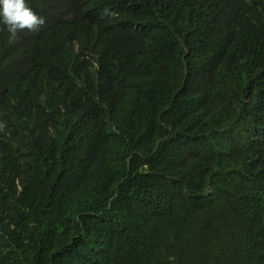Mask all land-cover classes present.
<instances>
[{
  "label": "trees",
  "instance_id": "obj_1",
  "mask_svg": "<svg viewBox=\"0 0 264 264\" xmlns=\"http://www.w3.org/2000/svg\"><path fill=\"white\" fill-rule=\"evenodd\" d=\"M26 3L44 24L13 38L0 23V96L76 75L86 94L113 88L140 109L133 125L114 117L70 140L87 112L65 92L68 119L20 160L36 179L18 186V166L0 158V264H241L222 244L246 234L250 216L264 222V0ZM225 19L247 36V71L225 46L235 36L216 32ZM155 50L176 58L178 81ZM131 55L125 75L105 74ZM247 114L259 132H242Z\"/></svg>",
  "mask_w": 264,
  "mask_h": 264
},
{
  "label": "clouds",
  "instance_id": "obj_2",
  "mask_svg": "<svg viewBox=\"0 0 264 264\" xmlns=\"http://www.w3.org/2000/svg\"><path fill=\"white\" fill-rule=\"evenodd\" d=\"M0 23L7 27L14 38L17 31H36L39 26L44 24V19L27 5L26 0H0ZM218 23L221 24L217 25L216 32L226 30L227 35L235 36L226 42L225 46L230 49H238V54L248 61L247 71L249 63H252V52L248 46L247 36L245 37L240 28L231 24L234 23L231 19H225ZM255 25L259 26V24ZM167 43L172 45L171 42ZM171 50L178 55L177 48L171 47ZM152 55V59L160 60L156 64L166 68L162 71L166 72L170 78L174 76L176 81L181 78L177 60L173 55L162 50H155ZM94 65L96 69H99L98 63L94 62ZM136 65L137 62L132 55L127 58L122 57L110 63L105 74L122 76ZM238 75L242 74L238 72ZM179 88L183 91V82ZM85 90V81L80 79V76L55 79L37 76L25 80L16 94L0 96V158H4L7 163L13 161L18 166L21 173H15L14 178L18 186L22 185L21 180L33 182L37 177L31 172L22 173L23 165L20 160L25 157L27 149L30 153L34 142L39 137H48L52 133L53 126L68 119L66 117L65 92L79 93L87 112L86 120L78 122L77 133L70 140L77 134L82 135L87 127H101L106 125L102 122L103 120H112L114 117H118L129 125L135 123L136 120L132 114L140 109L138 104L124 100L122 96L113 92L116 91L113 88L91 92L95 97L90 95L91 93L86 94ZM101 92L103 94L100 96ZM117 98H122V100L118 101ZM53 109L58 110V123H55L49 115ZM240 123L243 126L242 132L245 134L251 135L260 130V120L256 115L247 114L246 118H241ZM70 167L77 171L74 166L70 165ZM72 174L73 172L69 168L61 170V176L64 179ZM211 184L220 186V183L212 182ZM37 185L40 186L39 179ZM250 224L253 226L249 227L246 234L239 238L227 239L222 245L232 257L238 252L239 254L243 253L241 264H261L264 262V222L253 215L250 216ZM236 264H238V258Z\"/></svg>",
  "mask_w": 264,
  "mask_h": 264
},
{
  "label": "bare ground",
  "instance_id": "obj_3",
  "mask_svg": "<svg viewBox=\"0 0 264 264\" xmlns=\"http://www.w3.org/2000/svg\"><path fill=\"white\" fill-rule=\"evenodd\" d=\"M138 4H139V3H138ZM184 90H185V89H184ZM184 90H183V91H184ZM181 97H182V96H181Z\"/></svg>",
  "mask_w": 264,
  "mask_h": 264
}]
</instances>
